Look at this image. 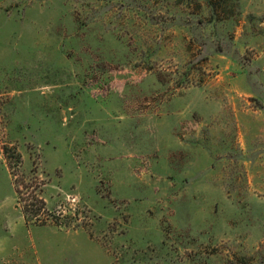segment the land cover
I'll return each instance as SVG.
<instances>
[{
    "label": "rangeland",
    "instance_id": "obj_1",
    "mask_svg": "<svg viewBox=\"0 0 264 264\" xmlns=\"http://www.w3.org/2000/svg\"><path fill=\"white\" fill-rule=\"evenodd\" d=\"M0 264H264V0H0Z\"/></svg>",
    "mask_w": 264,
    "mask_h": 264
},
{
    "label": "trees",
    "instance_id": "obj_2",
    "mask_svg": "<svg viewBox=\"0 0 264 264\" xmlns=\"http://www.w3.org/2000/svg\"><path fill=\"white\" fill-rule=\"evenodd\" d=\"M3 155L12 175L13 188L16 193L17 206L25 223L35 225H61L70 226L68 216L50 210L40 192V181L33 174L25 178L19 174L18 167L21 162L20 153L15 147L4 146Z\"/></svg>",
    "mask_w": 264,
    "mask_h": 264
}]
</instances>
